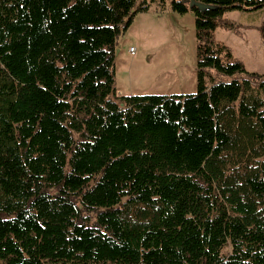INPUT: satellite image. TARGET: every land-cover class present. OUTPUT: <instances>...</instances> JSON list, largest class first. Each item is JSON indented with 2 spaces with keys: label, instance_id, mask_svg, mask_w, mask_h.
Listing matches in <instances>:
<instances>
[{
  "label": "trees",
  "instance_id": "16d2710c",
  "mask_svg": "<svg viewBox=\"0 0 264 264\" xmlns=\"http://www.w3.org/2000/svg\"><path fill=\"white\" fill-rule=\"evenodd\" d=\"M153 1L0 0V264H264V74L215 37L264 0H173L197 91L119 95Z\"/></svg>",
  "mask_w": 264,
  "mask_h": 264
},
{
  "label": "rangeland",
  "instance_id": "374dc122",
  "mask_svg": "<svg viewBox=\"0 0 264 264\" xmlns=\"http://www.w3.org/2000/svg\"><path fill=\"white\" fill-rule=\"evenodd\" d=\"M141 1V0H139ZM173 0H154L122 33L116 47L119 95L188 94L197 91L196 35L192 13L172 10ZM264 8L228 11L215 37L246 69L264 74ZM134 51H131V48ZM217 80V77H215ZM264 96V94H262Z\"/></svg>",
  "mask_w": 264,
  "mask_h": 264
},
{
  "label": "built area",
  "instance_id": "2783aa9c",
  "mask_svg": "<svg viewBox=\"0 0 264 264\" xmlns=\"http://www.w3.org/2000/svg\"><path fill=\"white\" fill-rule=\"evenodd\" d=\"M130 50H131V51H134V48L132 47Z\"/></svg>",
  "mask_w": 264,
  "mask_h": 264
},
{
  "label": "crops",
  "instance_id": "0c3cea01",
  "mask_svg": "<svg viewBox=\"0 0 264 264\" xmlns=\"http://www.w3.org/2000/svg\"><path fill=\"white\" fill-rule=\"evenodd\" d=\"M194 21H195V19H194ZM129 95V94H128Z\"/></svg>",
  "mask_w": 264,
  "mask_h": 264
}]
</instances>
